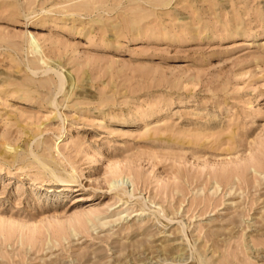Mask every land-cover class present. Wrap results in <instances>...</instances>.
Instances as JSON below:
<instances>
[{
	"label": "rangeland",
	"instance_id": "obj_1",
	"mask_svg": "<svg viewBox=\"0 0 264 264\" xmlns=\"http://www.w3.org/2000/svg\"><path fill=\"white\" fill-rule=\"evenodd\" d=\"M0 264H264V0H0Z\"/></svg>",
	"mask_w": 264,
	"mask_h": 264
},
{
	"label": "bare ground",
	"instance_id": "obj_2",
	"mask_svg": "<svg viewBox=\"0 0 264 264\" xmlns=\"http://www.w3.org/2000/svg\"><path fill=\"white\" fill-rule=\"evenodd\" d=\"M111 187V186H110ZM158 262V261H157ZM154 263H156V262H154Z\"/></svg>",
	"mask_w": 264,
	"mask_h": 264
}]
</instances>
